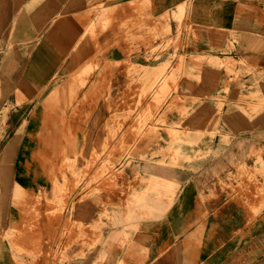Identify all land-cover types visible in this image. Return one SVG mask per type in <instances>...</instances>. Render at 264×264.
<instances>
[{
    "label": "crops",
    "instance_id": "crops-1",
    "mask_svg": "<svg viewBox=\"0 0 264 264\" xmlns=\"http://www.w3.org/2000/svg\"><path fill=\"white\" fill-rule=\"evenodd\" d=\"M131 1L142 0H0V108L10 102L14 108L0 138V264H20L6 236L16 229L23 234L15 245L37 250L33 264H264V206L254 213L259 202L230 195L218 183L239 171L242 157L253 167V147L260 146L264 157V105L252 117L239 112L257 102L239 101L241 89L225 69L205 68L201 81L183 90L185 105L198 97L196 114L187 123L201 131L203 151H215L228 140L223 154L195 164H159L142 160L139 145L133 151L139 164H86L101 142L115 149L121 141L136 139L126 132L132 122L116 133L106 129L111 76L106 65L127 59L117 39L121 22L131 14L141 18L142 8L133 12ZM150 2L148 13L155 19L185 8L184 25L197 26V38L183 32L187 56L207 55V43L233 45L213 54L251 61L264 76V0ZM100 17L111 19L110 25L98 24ZM232 35L237 40L229 41ZM142 56V50L135 51L130 59L143 61ZM96 62L101 63L95 67ZM113 71V86L120 87L124 75ZM259 87L264 96V79ZM221 98L228 111L219 120L220 131L212 133L217 120L211 115ZM161 135L171 139L166 132ZM109 155L110 149L103 157ZM64 157L76 159L72 166L81 178L68 173L62 209L50 200L57 196V182L63 184ZM99 167L101 180L95 181ZM160 184L166 189L159 194ZM95 189L101 190L97 198ZM52 206L61 210L48 215ZM99 220L105 228L95 234L93 224ZM68 241L75 243L63 261ZM22 259L31 261L26 252Z\"/></svg>",
    "mask_w": 264,
    "mask_h": 264
},
{
    "label": "rangeland",
    "instance_id": "rangeland-1",
    "mask_svg": "<svg viewBox=\"0 0 264 264\" xmlns=\"http://www.w3.org/2000/svg\"><path fill=\"white\" fill-rule=\"evenodd\" d=\"M129 6L133 12L141 7V18L135 19L131 14L127 15L126 19L121 22L117 39L123 41L127 59L121 62H109L106 65V68L111 70L109 92L106 94L109 101L110 121L106 125V129L111 134L116 133L124 126V123L132 122V124L126 125V132L133 133L136 139L134 141H121L115 149L111 142H101L94 147L91 159L86 164L93 167L114 165L117 162L129 165L139 164V161L133 157V151L139 145H142L141 149H144L140 151L141 153L139 152L142 155V160L146 162L156 161L159 164H195L199 160L209 157V155L223 154L229 144L228 140L222 141L219 149L215 151L211 150L210 147L207 149L208 151H203L204 142L199 138L201 131L197 130V126L187 123L188 118L196 114V109L193 106L198 101V97L190 98L189 106L185 105L184 100L187 96H183V90L186 91L193 87V82L201 81V74L205 68H223L228 74H231L230 82L236 81L239 89H241L239 101L253 100L257 102L254 103L252 109L241 107L238 109L239 112L252 117V115L262 111L259 106L264 105V96L259 87L264 76L257 73V66L251 61L242 58L235 59L232 56L220 58L213 54L228 52L234 48L233 45L223 46L219 43H207V55L192 54L187 56L184 49L188 44L183 40V32H190L197 38V26L190 24L187 27L184 25V7H180L177 11L167 12L155 19L148 13L151 6L150 0L131 1ZM110 23L111 19L102 17L98 21L102 27H107ZM237 38L236 35H232L228 40L234 41ZM141 50L143 61L130 59L133 52ZM100 63L96 62L95 67L99 66ZM113 70L124 75L125 80L120 87L115 88L113 86L115 80ZM246 74L253 76L247 79L244 77ZM183 84L186 86L184 87ZM249 87H254L256 90L244 91ZM17 102L19 104L22 102L21 95H18ZM223 102L224 99L221 98V107ZM221 107L211 115L213 122L217 120L216 124L213 123L212 133L220 131L219 120L225 111H228ZM13 109L11 102L0 108V138L9 128V118ZM172 116L178 118L172 120ZM163 132L168 133L171 139L164 140L161 135ZM150 137L154 139L144 140ZM108 149H110V155L108 158H104L103 155L108 154ZM149 152L150 155H148ZM253 153L255 154L253 167L247 166L246 160L242 157L243 160L237 163L239 171L219 178L218 183L222 190L228 191L230 195L243 194V196L253 197L255 203L259 202L254 206V213H257L259 208L264 206V157L260 146L253 147ZM2 163L3 158L0 156V164ZM63 163L66 170L62 175L63 184L57 182V196L50 200L52 205H60V208L64 207L69 193L68 173L71 171L75 176H79V179L81 178V172L77 173L72 166L77 164L76 159L64 157ZM101 176L102 168L99 167L94 180L100 181ZM142 180L144 181L145 178ZM162 189H166L164 184H160L156 188L159 194ZM61 193L63 196L60 195ZM100 193V189H95L94 198H97ZM39 199L40 196L37 197V202ZM143 208L146 207L143 205ZM60 210L54 209L52 206L48 215H53ZM81 227L79 223V230ZM103 228H105V224L102 221L94 222L95 234H100ZM21 234H23V230L16 229L11 230L6 235L15 249L13 257L20 261V264H33L37 260V250L30 252L14 243ZM80 240L79 238V244L81 243ZM74 243L75 241L72 243L68 241L65 244V249L61 254L63 261L69 259L68 249ZM97 243H100V237H98ZM85 247L86 243H83V249ZM25 252L30 256L31 261L29 263L23 262L22 255Z\"/></svg>",
    "mask_w": 264,
    "mask_h": 264
}]
</instances>
